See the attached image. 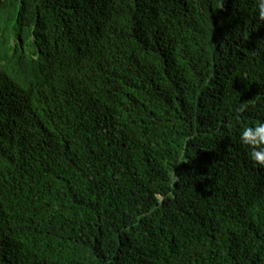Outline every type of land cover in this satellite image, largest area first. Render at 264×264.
Listing matches in <instances>:
<instances>
[{
	"label": "trees",
	"instance_id": "16d2710c",
	"mask_svg": "<svg viewBox=\"0 0 264 264\" xmlns=\"http://www.w3.org/2000/svg\"><path fill=\"white\" fill-rule=\"evenodd\" d=\"M217 3L0 0V264H264V24Z\"/></svg>",
	"mask_w": 264,
	"mask_h": 264
},
{
	"label": "clouds",
	"instance_id": "9594fccd",
	"mask_svg": "<svg viewBox=\"0 0 264 264\" xmlns=\"http://www.w3.org/2000/svg\"><path fill=\"white\" fill-rule=\"evenodd\" d=\"M256 3L258 23L261 25L264 24V0H256ZM217 7L223 8L224 0H218ZM240 140L241 143L249 147V157L253 163L264 168V122L243 128L240 133Z\"/></svg>",
	"mask_w": 264,
	"mask_h": 264
}]
</instances>
